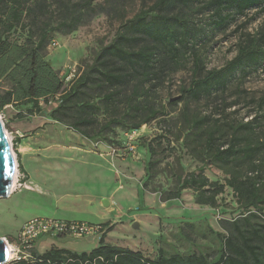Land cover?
Returning <instances> with one entry per match:
<instances>
[{
	"label": "rangeland",
	"instance_id": "obj_1",
	"mask_svg": "<svg viewBox=\"0 0 264 264\" xmlns=\"http://www.w3.org/2000/svg\"><path fill=\"white\" fill-rule=\"evenodd\" d=\"M205 1L195 0L183 9L188 26L202 32L180 48L176 61L168 59L154 66L159 78L153 80L155 89L148 100L161 113L139 130L113 125L100 136L87 139L50 119L55 100L41 102L38 109L25 102L2 108L0 121L15 154L16 127L24 129L28 149L33 151L28 158V180H22L18 170L10 196L0 200V238L10 243V234L28 219H56L67 214L69 219L102 225L104 244L131 250L148 260H155L161 250L166 258L197 255L215 264L225 253V238L241 241V235L264 251V205L244 209L226 185L232 178H249L256 180L264 195V62L256 71L237 70L223 91L203 93L199 99L182 94L193 79H201L207 71L230 61L239 43L264 27V13L252 9L245 17H234L215 29L209 24L210 12L203 9ZM154 2L0 0V40L30 47L44 29L48 37L40 55L63 88H68L121 28ZM14 10L20 14L17 21L12 16ZM62 22H71L74 28L56 30ZM196 60L199 71L194 78ZM8 88V78L1 79L0 98ZM130 91L131 86L127 94ZM181 96L179 102H169ZM107 117L109 114L100 111L98 124L105 123ZM251 119L249 129L239 130L236 137L239 147L250 146L252 152L224 165L212 161L202 149L208 133H214L218 144L226 143L232 135L230 127ZM193 122L200 124L193 127ZM98 129L88 132L93 135ZM15 162L18 165L17 157L13 158L14 172ZM199 169L210 182L224 186L213 207L197 204L196 192L189 189L183 190L178 200H165L166 194L176 190L178 178ZM101 200H108L110 206L103 208L98 203ZM133 223L139 228L133 229ZM100 239L40 237L35 246L40 253L53 244L81 254L99 247Z\"/></svg>",
	"mask_w": 264,
	"mask_h": 264
},
{
	"label": "trees",
	"instance_id": "obj_2",
	"mask_svg": "<svg viewBox=\"0 0 264 264\" xmlns=\"http://www.w3.org/2000/svg\"><path fill=\"white\" fill-rule=\"evenodd\" d=\"M194 1L155 0L146 10L136 14L110 43L99 50L91 65L83 69L68 88H63L62 82L40 55L48 37L44 29L36 44L30 47L8 45L0 40V80L8 78L10 82V88L0 98V111L19 102L38 109L41 102L50 104L55 100L56 106L50 112V119L66 125L87 139L100 136L113 125L139 130L161 113V109H157L148 100L155 89L153 80L159 78L154 66L164 64L168 59L176 61L180 48L186 47L191 39L202 32L190 28L187 14H181ZM203 9L210 12L209 24L220 29L234 17H245L252 9L264 13V0H206ZM17 12L14 10L12 13L15 21L20 15ZM70 21L76 22L72 19ZM71 22L60 23L56 30H72L74 27ZM11 28L12 24H9L7 29ZM262 62L264 27L253 36L247 35L239 43L234 57L222 68L207 71L201 79H193L188 89L182 90V94L199 99L203 93L210 95L213 90L223 91L237 70L251 68L256 71ZM198 71L199 61L196 60L194 78ZM134 80L136 83L131 85ZM148 82L153 83L147 87ZM130 86L131 91L127 94ZM182 98L183 96L169 102L175 104ZM100 111L109 114L103 124H98L97 114ZM252 120L230 127L232 135L226 143L218 144L214 133H208L202 149L212 161L224 165L230 164L240 154L247 155L253 149L250 146L239 147L236 135L239 130L249 129ZM199 124L193 122L192 126L197 127ZM96 126L99 127L98 131L93 135L89 134L88 131ZM149 151L153 155L152 147H149ZM18 169L20 172L19 166ZM226 185L238 196L244 209L264 205V195L259 192L256 180L247 178L245 181H238L232 178ZM186 189L196 192L197 204L213 207L216 197L223 193L224 186L210 182L203 170L199 169L178 178L176 190L166 194L165 200H178L181 192ZM240 237L241 241L231 236L225 238V253L215 264H264V251L251 245L249 239L242 235ZM35 245L36 242L31 250L30 261H12L9 264H209L203 256L197 255H173L166 258L161 250L155 260H148L131 250L104 244L103 239H100L99 247L81 254L53 244L40 253Z\"/></svg>",
	"mask_w": 264,
	"mask_h": 264
},
{
	"label": "built area",
	"instance_id": "obj_3",
	"mask_svg": "<svg viewBox=\"0 0 264 264\" xmlns=\"http://www.w3.org/2000/svg\"><path fill=\"white\" fill-rule=\"evenodd\" d=\"M9 145L12 157L14 158L16 157V154L10 141ZM18 170V165L15 162V180ZM102 233L103 229L100 225H91L78 221H64L53 218L35 217L22 224L14 241L9 243L5 239L2 240L4 241L6 248L7 244L10 245L9 253H12V258L10 260L8 259L9 262L30 261L32 259L31 250L33 249L34 243L40 237H46L49 239L64 237H70L72 239H90L100 236Z\"/></svg>",
	"mask_w": 264,
	"mask_h": 264
},
{
	"label": "water",
	"instance_id": "obj_4",
	"mask_svg": "<svg viewBox=\"0 0 264 264\" xmlns=\"http://www.w3.org/2000/svg\"><path fill=\"white\" fill-rule=\"evenodd\" d=\"M176 98L171 99V101ZM14 177V163L12 152L3 125L0 121V200L7 199L12 190V182ZM109 206L108 200H102V207ZM133 229H138V223L132 224ZM6 248L4 241H0V264H8V259L4 260L3 251Z\"/></svg>",
	"mask_w": 264,
	"mask_h": 264
},
{
	"label": "crops",
	"instance_id": "obj_5",
	"mask_svg": "<svg viewBox=\"0 0 264 264\" xmlns=\"http://www.w3.org/2000/svg\"><path fill=\"white\" fill-rule=\"evenodd\" d=\"M15 124H12V126H14ZM14 128V127H13ZM15 133L18 134V136L14 139V144L16 146L15 150H16V157H17V160H18V166L20 168V173L23 175L24 177V181H27L28 180V173H27V165H28V158L31 154V152L33 150H31V148L28 149V141H29V138H26L27 137V134H25V131L24 129L20 128V127H16L15 128ZM95 202L94 200V197L91 199V203L92 202ZM109 202V201H108ZM98 203L102 205V200L101 202L98 201ZM97 203V205H98ZM109 206H110V202H109ZM99 207V206H98ZM101 216L102 213H99ZM107 214V213H106ZM67 214L65 215H60L58 218L56 219H59V220H64V221H78V222H85V223H88V224H91V225H97V224H92L90 222H86V221H83V220H73V219H69L67 218L66 216ZM56 217V216H55ZM33 219V218H32ZM31 219H28L26 220L25 222L29 221ZM25 222H22L21 225L16 229V232L14 234H10L11 236H13V239H11L12 241L15 240L19 230H20V227L22 226V224H24ZM102 227V225H100ZM2 239H5V238H2ZM100 239V236H96L94 238H90V240H92L93 242H96L97 240ZM40 245H45V244H40Z\"/></svg>",
	"mask_w": 264,
	"mask_h": 264
},
{
	"label": "snow or ice",
	"instance_id": "obj_6",
	"mask_svg": "<svg viewBox=\"0 0 264 264\" xmlns=\"http://www.w3.org/2000/svg\"><path fill=\"white\" fill-rule=\"evenodd\" d=\"M0 241H2V238H0ZM9 252H10L9 248H4V251H3L4 260L8 259Z\"/></svg>",
	"mask_w": 264,
	"mask_h": 264
},
{
	"label": "bare ground",
	"instance_id": "obj_7",
	"mask_svg": "<svg viewBox=\"0 0 264 264\" xmlns=\"http://www.w3.org/2000/svg\"><path fill=\"white\" fill-rule=\"evenodd\" d=\"M7 138H8V137H7ZM8 141H9V140H8ZM13 182H15V176L13 177ZM13 186H14V185H13ZM7 248H10V245H9V244H7ZM8 256H10V257L12 258V253H9ZM11 258H8V259L10 260Z\"/></svg>",
	"mask_w": 264,
	"mask_h": 264
},
{
	"label": "clouds",
	"instance_id": "obj_8",
	"mask_svg": "<svg viewBox=\"0 0 264 264\" xmlns=\"http://www.w3.org/2000/svg\"><path fill=\"white\" fill-rule=\"evenodd\" d=\"M10 249V248H9ZM8 258H11L10 256H8Z\"/></svg>",
	"mask_w": 264,
	"mask_h": 264
}]
</instances>
